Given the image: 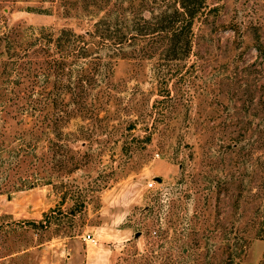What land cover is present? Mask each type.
<instances>
[{
    "label": "rangeland",
    "instance_id": "obj_1",
    "mask_svg": "<svg viewBox=\"0 0 264 264\" xmlns=\"http://www.w3.org/2000/svg\"><path fill=\"white\" fill-rule=\"evenodd\" d=\"M205 4L194 46L201 55L190 59L200 67L187 80L177 76L168 84L166 123L156 120L154 101L166 87L153 68L121 61L110 114L62 122L49 129L46 145L44 134L25 125L27 151L21 141L12 143V153L0 147V264H264V238L231 262L221 240L233 221L244 234L252 218L264 214L255 162L260 149L246 145L243 153L253 149V155L239 167L232 149L224 148L221 162L208 154L240 132V146L257 139L264 111L255 117L253 110L261 108L263 89L251 111L243 68L264 67V0ZM39 6L0 0V20L34 27L68 23L59 12H37ZM153 125L160 129L148 141ZM11 126L0 142L17 139L18 119ZM40 158L49 159L45 168ZM238 172L244 178L233 176ZM46 176L50 182L41 183ZM88 233L93 240L84 238Z\"/></svg>",
    "mask_w": 264,
    "mask_h": 264
},
{
    "label": "trees",
    "instance_id": "obj_2",
    "mask_svg": "<svg viewBox=\"0 0 264 264\" xmlns=\"http://www.w3.org/2000/svg\"><path fill=\"white\" fill-rule=\"evenodd\" d=\"M19 1L40 4L36 9L41 14L59 12L68 23L58 27H34L0 20V135L5 128H12V119H18L17 139L9 144L0 142V147L10 153L16 149L12 146L16 141H21L20 145L27 151L25 142L29 127L25 125L32 124V132L44 134L45 144L50 141L49 129H59L62 122L73 118L100 120L102 113L110 114L114 71L121 61L141 69L151 66L157 82L166 87L159 93L161 98L154 101L156 120L160 125L166 123L171 107L168 84L177 76L178 82L187 80L190 70L200 67L198 61L190 62V59L193 54L201 55L194 49L198 38L196 28L201 29L207 17L205 0ZM243 71L250 90L247 96L250 109L255 104V93L263 89L261 108L254 106L253 110V116H260L264 111V84H261L264 67L249 64ZM28 117L34 120L25 121ZM258 119L255 126L257 139L254 138L252 143L240 146V137L244 136L240 132L237 138H231L232 143L224 145L221 142L219 149L214 148L208 154L213 162H221L218 156L226 151L224 148L232 149L236 156L234 163L239 167L242 161L250 162L253 155V149L243 153L246 145H256L260 149L255 162L259 167L256 171L260 169L262 178L259 182L261 201L264 196V117ZM253 122V119L247 122L246 129L244 124L245 131ZM208 128L216 127L209 125ZM157 129L159 126L153 125L146 136L148 141ZM37 145L39 142H35L34 148ZM0 162H3L2 158ZM48 162V158H40L41 168ZM244 175L242 172L233 174L242 178ZM46 178L40 177L41 183L50 182ZM37 179H28L24 186L35 184ZM240 193V197H244L245 194ZM257 207L260 210L259 202ZM234 223L221 239L226 241L222 250L227 252L230 262L241 257L253 240L264 238V214L253 217L244 234L234 230ZM213 233L216 237L215 231Z\"/></svg>",
    "mask_w": 264,
    "mask_h": 264
},
{
    "label": "built area",
    "instance_id": "obj_3",
    "mask_svg": "<svg viewBox=\"0 0 264 264\" xmlns=\"http://www.w3.org/2000/svg\"><path fill=\"white\" fill-rule=\"evenodd\" d=\"M153 185H154L153 182H150V183H149V187H152ZM84 238H85L87 241H91V240H93V236H92V234H90V233L85 234V235H84Z\"/></svg>",
    "mask_w": 264,
    "mask_h": 264
},
{
    "label": "water",
    "instance_id": "obj_4",
    "mask_svg": "<svg viewBox=\"0 0 264 264\" xmlns=\"http://www.w3.org/2000/svg\"><path fill=\"white\" fill-rule=\"evenodd\" d=\"M161 180H162V178L158 177V181H161Z\"/></svg>",
    "mask_w": 264,
    "mask_h": 264
}]
</instances>
